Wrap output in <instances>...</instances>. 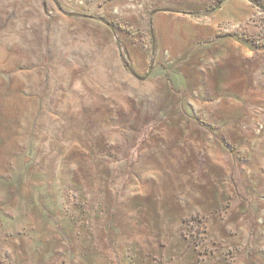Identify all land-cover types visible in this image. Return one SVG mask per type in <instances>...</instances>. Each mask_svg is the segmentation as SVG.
I'll return each instance as SVG.
<instances>
[{
    "label": "rangeland",
    "instance_id": "obj_1",
    "mask_svg": "<svg viewBox=\"0 0 264 264\" xmlns=\"http://www.w3.org/2000/svg\"><path fill=\"white\" fill-rule=\"evenodd\" d=\"M254 1L0 0V264H264Z\"/></svg>",
    "mask_w": 264,
    "mask_h": 264
},
{
    "label": "trees",
    "instance_id": "obj_2",
    "mask_svg": "<svg viewBox=\"0 0 264 264\" xmlns=\"http://www.w3.org/2000/svg\"><path fill=\"white\" fill-rule=\"evenodd\" d=\"M251 2H255L254 0H250Z\"/></svg>",
    "mask_w": 264,
    "mask_h": 264
},
{
    "label": "crops",
    "instance_id": "obj_3",
    "mask_svg": "<svg viewBox=\"0 0 264 264\" xmlns=\"http://www.w3.org/2000/svg\"><path fill=\"white\" fill-rule=\"evenodd\" d=\"M63 9H66V8L63 7ZM67 10H68V9H67ZM70 11H72V10H70Z\"/></svg>",
    "mask_w": 264,
    "mask_h": 264
}]
</instances>
